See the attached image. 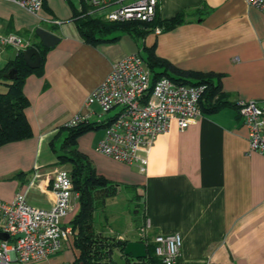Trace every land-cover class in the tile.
<instances>
[{
  "label": "crops",
  "instance_id": "obj_1",
  "mask_svg": "<svg viewBox=\"0 0 264 264\" xmlns=\"http://www.w3.org/2000/svg\"><path fill=\"white\" fill-rule=\"evenodd\" d=\"M85 4L44 0L40 14L46 20H40L0 0V34L15 35L24 43L3 49L0 63L4 53H16L0 69L21 50L39 48L38 27L60 37L25 79V113L32 135L0 147V200L10 202L22 192L33 207L53 206L52 181L64 168L53 146L65 136L64 128L84 113L98 128L78 138V149L92 160L98 175L120 187L117 196L95 211L98 233L111 237L106 230L113 231L110 224L121 220L124 229L115 237L121 240L138 241L143 229L149 242L159 234L180 233L178 264H264V155L246 154L248 127L237 108L203 112L185 130L172 121L141 152L147 158L144 171L99 150L108 119L102 118L99 104L86 108L115 63L135 52L147 59L153 49L179 70L215 74L213 81L221 83L230 102L256 101L264 110V10L247 0H159L161 20L182 12L186 20L159 33L115 32L108 35L117 37L114 41L91 43L79 28L78 12ZM79 210V198L74 197L63 226H69ZM3 223L0 216V232ZM133 227L139 238L124 239L122 231ZM4 240L0 237V245ZM79 255L70 239L56 254L31 264H71Z\"/></svg>",
  "mask_w": 264,
  "mask_h": 264
},
{
  "label": "built area",
  "instance_id": "obj_2",
  "mask_svg": "<svg viewBox=\"0 0 264 264\" xmlns=\"http://www.w3.org/2000/svg\"><path fill=\"white\" fill-rule=\"evenodd\" d=\"M28 10L40 20L44 0H7ZM89 6L86 15L102 14L110 22L152 21L159 8V0H85ZM248 4L264 10V0H247ZM156 33L161 32L157 27ZM24 46L15 35L0 34V56L6 46ZM152 72L144 58L131 53L115 63L106 79L86 103V108L97 103L105 112L119 107L105 125V133L98 148L105 155L121 162L136 164L141 171L147 166V158L141 155L149 149L158 134L166 132L172 121L185 130L195 119L202 116L199 101L205 85H190L162 76L155 84ZM238 110L248 127L250 155H264V110L256 101H239ZM88 120V115L78 114L69 126ZM70 172L59 169L52 181L54 204L49 209L28 204L26 195L18 192L10 202L0 200V216L3 231L11 240L0 245V264H31L47 259L62 248L65 241L73 239V229L63 226L74 192ZM141 241L146 243L147 231L143 229ZM155 254L162 264H178L183 239L180 233L154 236ZM205 264H210L206 262Z\"/></svg>",
  "mask_w": 264,
  "mask_h": 264
},
{
  "label": "trees",
  "instance_id": "obj_3",
  "mask_svg": "<svg viewBox=\"0 0 264 264\" xmlns=\"http://www.w3.org/2000/svg\"><path fill=\"white\" fill-rule=\"evenodd\" d=\"M89 10L87 3L78 15H82L79 28L84 38L91 43L100 41H114L117 37L108 38L115 32H128L136 36L145 35L155 31L157 27L168 30L176 27L186 20V13H179L167 20H161L157 14L150 22L127 21L110 22L102 16L86 15ZM41 58L47 47L39 45ZM152 72L153 84L162 76H167L176 82L190 85H205L199 105L204 113H212L226 106H233L238 110V103L228 100L220 82H214L215 74L196 71H182L175 68L170 62L155 55L150 49L148 58H144ZM18 71L16 78L8 80L4 74L10 69ZM160 68V71H156ZM36 69L30 68L24 60V50H21L15 59L10 60L5 67L0 69V84L7 87L0 91V147L11 142L21 141L32 135L30 124L27 120L25 109L29 100L24 93L26 77ZM98 128L95 123L86 120L73 126H66V134L61 144L58 157L60 163H70L71 178L74 192L80 201V210L70 221L73 229L75 247L80 250L79 257L71 264H106L111 260L114 248L122 254L124 245L128 240H121L98 233L94 228L95 211L104 207L106 200L115 197L120 192V187L97 174L92 160L78 149V138L93 129ZM122 241V242H121ZM141 241V239H140ZM147 248L146 260L139 264H162L161 261ZM125 256V255H123ZM127 259L130 258L125 256ZM141 260V259H140Z\"/></svg>",
  "mask_w": 264,
  "mask_h": 264
},
{
  "label": "water",
  "instance_id": "obj_4",
  "mask_svg": "<svg viewBox=\"0 0 264 264\" xmlns=\"http://www.w3.org/2000/svg\"><path fill=\"white\" fill-rule=\"evenodd\" d=\"M36 35L39 37L41 44L47 48L54 47L60 42V37L58 35L42 27H38L36 29ZM24 60L30 68L32 69L39 68L41 64V54H40L39 49L35 46H29L25 48ZM17 75H18V71L15 68H10L4 74L5 78H7L8 80H12L16 78ZM0 237L6 240L9 238V234L3 231V232H0ZM123 255L128 256L133 259L146 258L147 257V245L146 243L140 240L128 241L124 245Z\"/></svg>",
  "mask_w": 264,
  "mask_h": 264
},
{
  "label": "rangeland",
  "instance_id": "obj_5",
  "mask_svg": "<svg viewBox=\"0 0 264 264\" xmlns=\"http://www.w3.org/2000/svg\"><path fill=\"white\" fill-rule=\"evenodd\" d=\"M102 14H94V17H99V16H101ZM14 52V51H13ZM13 52L11 53H8V52H6V53H4V58L7 60V59H9L10 57H12L14 54H13ZM14 53H16V52H14ZM5 59H3L2 61V63H0V65H2L3 63H4V60ZM7 90V87H6V85H4V84H0V91H6ZM100 109V108H99ZM119 107H117V108H114V109H112L111 111H109V112H105V111H103L102 109H100V112L102 113V118L103 119H109L110 117H112V116H114L118 111H119ZM63 139H64V137L63 138H61V139H56L55 140V144H54V149L56 150V152L59 154L60 152H61V144H62V141H63ZM55 152V153H56ZM62 166L65 168V169H67L68 171H70L71 170V165H70V163H62ZM120 193V192H119ZM133 193V192H132ZM122 195V194H121ZM120 195V196H121ZM119 196V197H120ZM123 202V204H125V202L124 201H122ZM131 205H133V204H130V208H132L133 209V207H134V205L133 206H131ZM121 208H123V206H121ZM97 224H99L100 225V223H97ZM111 226L112 225H114L113 227V231L111 230H106V232L108 233V235H110L111 237H119V235H118V229H120V230H122V229H124L123 227L121 228V225H122V221L121 220H119L118 222H115V220H114V224H110ZM118 225V226H117ZM130 232V233H129ZM122 234L123 235H125L124 236V239H130V238H139V236H138V232H137V230H136V228H132V229H130V231H122ZM75 238L73 237V240H74ZM149 249H150V251H151V253L152 254H154L155 256H156V254H155V245H154V243H152V242H149ZM157 257V256H156ZM143 260H146V258H143ZM141 261H142V259L140 260V259H133V258H126L125 256H123V254L117 249V248H114V250H113V253H112V256H111V260L108 262V263H106V264H139V263H141Z\"/></svg>",
  "mask_w": 264,
  "mask_h": 264
}]
</instances>
